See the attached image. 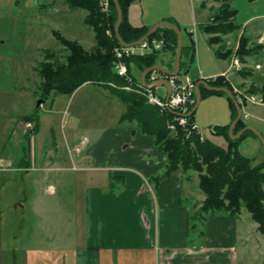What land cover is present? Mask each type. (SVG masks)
I'll use <instances>...</instances> for the list:
<instances>
[{
  "label": "crops",
  "instance_id": "1",
  "mask_svg": "<svg viewBox=\"0 0 264 264\" xmlns=\"http://www.w3.org/2000/svg\"><path fill=\"white\" fill-rule=\"evenodd\" d=\"M149 1L151 5H148V9L151 10L147 12ZM67 2L0 0V8L23 5L36 10L39 6V11L32 15L33 22L30 20L28 40L31 41L25 48H43L42 42H35L42 36V39L52 41L58 31L83 46L87 44L86 49L90 50L96 44V38L93 28L85 22L87 11L72 8ZM138 2L141 4V14L137 16L134 11V16L130 14V21L134 25L152 27L161 21H171L181 29L173 11L166 7H170V0ZM157 2L159 6L154 7L153 4ZM229 2L235 15L230 19L232 22L225 25V31L208 33L204 30V25L211 21L210 10L221 6L222 0H190L194 27L186 28L192 38L201 29L204 39L216 46L218 57L215 62L209 54L202 59L196 49L198 59L194 79L198 82L201 100L194 112L204 102L208 116L215 114L212 110L219 109L222 119L217 120L223 125L232 120L228 97L206 91L203 94V89H211L206 86L210 83L202 75L222 76L224 82L238 86L247 82L264 83V41L260 42L261 38L264 39V0ZM79 9L83 12H79ZM212 36L221 39L210 40ZM242 37L248 40L250 54L245 61L240 59L243 67L238 69L234 59L239 57L237 50ZM4 42L2 39L1 43ZM158 64L167 71L175 69L176 55L172 48L159 53ZM133 65L137 66L131 64V74ZM257 65L262 67L258 68ZM142 74L140 80L134 76L135 80L142 81ZM153 76L158 77L154 80L158 83L154 87L156 93L164 88V94H158L167 95L169 87L163 83L164 71L155 70L150 77ZM89 84L93 83L82 84L69 97ZM117 98L116 95L107 96L106 105L109 106L110 102L113 104ZM122 113L116 120L119 124L108 126L92 144L85 135H81L80 140V144L86 140L84 147L75 144L78 156L89 159L92 162L90 168L100 171L90 173V184L77 194L85 212V239L79 247L33 249L29 252V264H264V232L259 229V223L253 219L251 212L246 207H242L237 215L220 211L207 215L198 225L194 220L200 208L197 201L203 200L205 194L192 179L194 174L191 172L187 175L178 170L160 179L166 171L163 150L155 144L152 135L141 131L137 122L121 123L119 118ZM250 114L255 119V124L251 126L264 136L259 128L262 125L258 124L264 119V106H253ZM193 118L199 123L196 117ZM208 119L211 120V116ZM256 139L253 138L252 145L258 147ZM71 158L74 160V157ZM112 177L116 178L113 190L110 186ZM153 182L155 192L152 187H148Z\"/></svg>",
  "mask_w": 264,
  "mask_h": 264
},
{
  "label": "rangeland",
  "instance_id": "2",
  "mask_svg": "<svg viewBox=\"0 0 264 264\" xmlns=\"http://www.w3.org/2000/svg\"><path fill=\"white\" fill-rule=\"evenodd\" d=\"M45 1L53 0H37L38 3ZM148 5H151L150 1L147 3V12L151 10ZM140 6L138 0H134L129 7V17L130 14L134 16L133 11L139 16ZM153 6H159L158 2ZM166 7L173 11L180 22L183 45L187 48L194 41L202 59L209 54L214 62L217 61L216 46L204 39L203 31L199 29L191 38L186 30L187 27H194L190 0H170V7ZM220 8L210 10L211 21ZM38 11L39 6L36 10L23 5L0 8V264H29V252L33 249L81 245L85 239V212L77 194L90 184L89 174L100 171L90 168L92 162L89 159L78 156L75 144L84 147L86 140L80 144L81 135H85L92 144L108 126L119 124L116 120L126 110L119 98L114 99L113 104L110 102L109 106L106 105L107 96L113 95L109 89L98 84L85 85L72 97L61 94L54 101L49 99L43 102L39 110L40 130L28 140L30 130L27 129L24 116L34 112L41 100L37 92H40L42 78L36 67L46 59L48 49L61 61L65 60L68 52L57 36L58 31L52 41L44 40L42 36L35 42H42L43 48L37 50L33 42V49L25 48L31 41L28 40L30 20ZM79 12L83 11L79 9ZM2 39L4 43H1ZM195 59L188 73L191 78L195 75L197 52ZM132 74L137 80L141 79V71L137 66H132ZM259 86V82L238 86V100L241 99L243 103L247 100L249 104L248 109L242 107V111L250 116L246 119L250 124L248 126L255 124L250 114L253 106H264V96L257 91L251 92ZM164 92V88L158 90L161 95ZM204 106L202 102L194 114L203 137L226 146V138L212 131L215 125H223L217 120L222 119L219 109L212 110L215 114L209 115L213 120L209 122L211 120ZM259 122L262 125L259 128L264 133V119ZM253 138L256 139L254 136L246 139L243 143L246 146L242 144V150L252 158L253 164H257L264 160V145L259 140L258 147L252 145ZM191 172L194 174L192 179L199 186V173L189 171L187 175ZM149 186L156 191L155 182L149 183ZM204 199L197 201V206L201 207ZM195 221L201 225V219Z\"/></svg>",
  "mask_w": 264,
  "mask_h": 264
},
{
  "label": "trees",
  "instance_id": "3",
  "mask_svg": "<svg viewBox=\"0 0 264 264\" xmlns=\"http://www.w3.org/2000/svg\"><path fill=\"white\" fill-rule=\"evenodd\" d=\"M111 1V14L107 16L100 8L98 0H68L72 8H80L87 11L85 22L95 31L96 46L94 49H86L76 40H70L62 36L59 32V40L66 46L68 52L65 60L55 58V53L47 50V57L39 66L38 70L42 82L40 87L41 99H51L61 94L72 95L78 87L86 82L101 85L116 95L126 110L121 114L119 121L121 123L137 122L141 131L150 134L155 139V144L159 146L165 154L166 171L160 179L173 174L178 170L184 173L196 171L199 173V186L205 194L202 206L194 215V220L206 218L207 215L220 211H228L237 215L242 207H246L252 214L255 221L259 223V229L264 232V160L253 164L252 158L243 152L242 144L250 136H258L251 130H246L239 138L233 139L230 136V126L237 118L238 111L232 98L224 91H214L203 89L202 93H222L227 95L229 105L232 111V120L225 125H216L212 128L215 135L224 136L227 145L222 146L209 138L201 140L199 136H193L186 139L182 130L174 134L168 128V115L162 114L156 108L150 105L146 98L135 92L128 91L121 87H114L112 83L118 86L127 85V80L121 77L115 70L114 49L121 43L116 37L115 27L118 20L117 8L114 0ZM123 11V20L120 26V35L126 43H134L143 38L151 29L149 25L136 26L130 21L129 7L134 0H118ZM223 3L218 12L213 15V20L204 25V30L208 33L223 32L225 25L231 23V17H234L235 10L231 8L229 0H222ZM256 1V0H249ZM236 28V25L234 26ZM112 32V35L107 33ZM165 37L167 45L165 49L172 48L174 55L177 53L179 36L177 32L170 27L158 28L150 38ZM192 38V35H191ZM219 36H212L210 40H217ZM248 40L241 38L237 54L242 61H245L250 50L247 48ZM160 51H153L145 56H133L127 59L129 71L131 64L138 66L141 72L149 67L158 64ZM195 42L182 49L181 71L187 73L191 64L195 61ZM188 57V58H187ZM243 71V70H242ZM149 72L146 75L147 81L151 82ZM213 86L228 87L234 95L231 84L224 82L220 76L216 80H210ZM257 91L264 96V84H261L257 90L254 88L251 92ZM42 105V104H41ZM41 105L36 107L34 112L24 116L26 121H31L34 128L28 131V140L39 132L41 126V116L39 110ZM244 108L249 107L247 100ZM195 112L191 115L194 117ZM248 123L241 118L233 131L236 135L243 130ZM260 141V140H259ZM263 145V143L261 142ZM115 177L111 179V189H115Z\"/></svg>",
  "mask_w": 264,
  "mask_h": 264
},
{
  "label": "built area",
  "instance_id": "4",
  "mask_svg": "<svg viewBox=\"0 0 264 264\" xmlns=\"http://www.w3.org/2000/svg\"><path fill=\"white\" fill-rule=\"evenodd\" d=\"M101 10L109 16L111 14V1L110 0H98ZM109 35H112L110 30H107ZM264 39L261 38L260 42ZM167 45L165 37H153L146 38L136 45H120L115 47L114 53L116 57L115 70L121 76L127 80V85L122 88L135 91L143 95L147 102L156 107L160 113L168 115V128L174 134H177L179 130H182L185 138L189 139L193 136H199L201 140H204L203 134L199 125L191 116L192 108L196 103V88L198 82L196 79L191 78L187 74H164V77L169 81L171 85L170 92L161 96L151 86H146L142 82L135 80L133 75L129 71L127 59L133 56H145L153 51H161ZM234 65L238 69L243 67L239 57L234 59ZM261 68V65H257ZM223 75H226L224 73ZM157 76L151 77V80H155ZM205 80H216L218 76H204ZM236 93L239 94V87L233 85ZM244 119L249 117L248 113H244ZM33 123L28 122L27 127L33 128Z\"/></svg>",
  "mask_w": 264,
  "mask_h": 264
},
{
  "label": "water",
  "instance_id": "5",
  "mask_svg": "<svg viewBox=\"0 0 264 264\" xmlns=\"http://www.w3.org/2000/svg\"><path fill=\"white\" fill-rule=\"evenodd\" d=\"M114 2L116 4L117 13H118V20H117L116 27H115V33H116L117 39L119 40V42L121 44L127 45V46L134 45V44H138L139 42L145 40L147 37H149L150 35H152L160 27H170V28H173L177 32V34L179 36V44H178L177 54H176V65H175V69L173 71H167V70H164L162 68V66H160L159 64L153 65V66L149 67L148 69H146L143 72V74H142V82H143V84L146 85V86H152V87H156L158 85V83H156V82H153L151 84H148L147 83L146 75L149 72L153 71V70H161V71H164L167 74H178L181 71V58H182V49H183V44H184V37H183V34H182L181 29L176 24H174L171 21H161V22H158L155 25H153L151 27V29L149 30V32L143 38H141L139 41H136L134 43H126L122 39V37L120 35V26H121V23H122V20H123L122 7H121L120 2L118 0H114ZM163 83L166 84L169 87V92H170L171 85H170L169 81L166 80V79H164L163 80ZM206 86L209 89L214 90V91H224V92H226L228 94V96L233 99V101H234V103L236 105V108H237V111H238V116L232 122V124L230 126V134H231V137L233 139H237L246 130L251 129L258 136V138L261 140V142L264 145V136L262 135V133L259 130L253 128L252 126H246L239 133H237L236 135H233L234 128H235L237 122L242 117V108H241V105H240L238 99L235 97V95L233 94V92L228 87H225V86H213V85H210V84H207ZM196 91H197V103H196L195 108L193 109V112L195 111L196 107L198 106V104L200 103V100H201V93H200L199 86H197V90ZM43 102H44V99L39 100L37 106H40ZM245 146H246V144H243V147H245Z\"/></svg>",
  "mask_w": 264,
  "mask_h": 264
}]
</instances>
